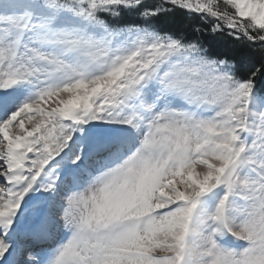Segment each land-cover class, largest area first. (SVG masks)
Masks as SVG:
<instances>
[{
  "label": "snow or ice",
  "instance_id": "6c2138e0",
  "mask_svg": "<svg viewBox=\"0 0 264 264\" xmlns=\"http://www.w3.org/2000/svg\"><path fill=\"white\" fill-rule=\"evenodd\" d=\"M0 264H264V0H0Z\"/></svg>",
  "mask_w": 264,
  "mask_h": 264
},
{
  "label": "trees",
  "instance_id": "16d2710c",
  "mask_svg": "<svg viewBox=\"0 0 264 264\" xmlns=\"http://www.w3.org/2000/svg\"><path fill=\"white\" fill-rule=\"evenodd\" d=\"M200 20H199V17L198 16H194L190 23L191 24H196V23H199ZM242 53L247 55V54H251L254 56L255 59L259 60V57H260V48L259 46H255L254 48H249V47H245L242 49Z\"/></svg>",
  "mask_w": 264,
  "mask_h": 264
}]
</instances>
